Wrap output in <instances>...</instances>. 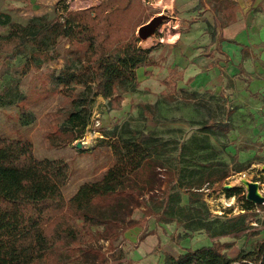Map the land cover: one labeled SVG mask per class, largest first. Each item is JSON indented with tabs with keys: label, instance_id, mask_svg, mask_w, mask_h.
Instances as JSON below:
<instances>
[{
	"label": "rangeland",
	"instance_id": "obj_1",
	"mask_svg": "<svg viewBox=\"0 0 264 264\" xmlns=\"http://www.w3.org/2000/svg\"><path fill=\"white\" fill-rule=\"evenodd\" d=\"M102 1L108 2L0 0V11L9 12L13 20L25 24L40 15L63 19L68 10L90 8ZM140 2V19L131 23L128 37H139L141 25L154 16H163L162 24L148 37L153 39L149 47L150 65L138 68L137 82L120 92V109L111 107L102 93L89 96L91 117L83 134L64 130L63 124L76 107L73 100L86 95V86H77L70 97L61 91L54 76L67 63L80 65L86 58L87 44H72L68 38H60L50 48L57 57L39 68L31 66L27 73L22 72V64L31 58L32 44L26 42L14 53L0 56V64L4 60L8 64L5 73L0 71V91L6 92L9 99L0 103V138L28 139L37 158L66 160L71 167L69 180L63 187L66 199L82 183L101 178L114 164L113 132L131 136L132 129L151 130L164 143L156 155L157 167H147L137 176L136 180L147 185L142 195L135 196L138 205L116 211L104 201L96 208L91 222H80L86 235L80 251L71 249L68 243L71 238L64 236L63 244L39 264H130L131 260L137 264H162L165 252L177 255L188 247L210 245L214 240L233 242L228 253L236 257L242 249L250 250L256 240L264 237V207L253 202L252 208L247 209L239 195H233L235 203L231 206L220 201L222 196L231 198L224 190L225 184H239L237 177L243 173L259 181L264 194V118L257 114L258 92L251 93L252 98L246 95L245 84L239 80L241 73L231 77L226 72L222 91L205 87L208 64L200 53L206 48V52L215 50L216 44L209 43L218 32L207 5L197 9L187 7L181 15L177 7L164 8L168 0ZM175 31L179 35L170 36ZM7 32V26L0 24V34ZM175 65L185 71L181 80L177 73L167 77L168 68ZM227 65L220 64V70L222 67L226 70ZM140 104H146L147 108ZM22 107L34 114L29 124L21 120ZM218 121L231 126L226 131L211 130L209 125ZM78 142L82 145L78 146ZM241 165L247 168L236 172ZM216 170L220 175L225 172L226 178L208 181V173ZM240 184L246 194V186ZM173 190L180 192V204L190 207L189 194L202 191L195 195L194 206L200 209L199 216L210 231L197 219L187 220L179 208L172 211L166 200ZM106 217L116 220L108 222ZM233 217H242L245 226L228 234L211 235L222 222Z\"/></svg>",
	"mask_w": 264,
	"mask_h": 264
},
{
	"label": "trees",
	"instance_id": "obj_2",
	"mask_svg": "<svg viewBox=\"0 0 264 264\" xmlns=\"http://www.w3.org/2000/svg\"><path fill=\"white\" fill-rule=\"evenodd\" d=\"M205 1L200 0L199 5H204ZM233 3L232 0H220L218 6L214 4L216 17L219 9H226ZM140 10V0H108L90 8L68 10L63 19L40 15L25 24L13 20L9 12L0 11V24L8 28L6 34H0V56L14 53L26 42L32 44V56L22 64V72L27 73L31 66L39 68L57 57L58 54L51 52L50 48L57 45L60 38L66 37L72 44H87L86 58L80 65L67 63L54 76L61 91L70 97L75 94L77 86H86V95L73 100L76 107L63 124L64 130L83 134L91 117L89 96L102 93L111 107L120 109V92L137 82L138 68L150 65L151 49L140 46L139 37H128L131 23L136 24L140 19ZM216 21L219 22V18ZM7 69L4 60L0 71L5 73ZM175 73L176 67L167 77ZM6 94L0 91V103L9 101ZM140 105L147 108L146 104ZM33 119L34 114L22 107L23 124H29ZM230 126L223 121L209 125L213 131H226ZM131 132V136L111 134L114 164L101 178L82 183L69 199L63 193L71 174L66 160L37 158L34 145L28 139L0 138V264H39L63 244L64 236L71 238L68 240L71 249L80 251V244L86 240L80 222H91L97 214L96 208L104 201L116 211L139 204L135 196L142 195L147 185L136 180L137 176L147 167H157L156 155L164 143L154 131L132 129ZM246 168L241 165L235 171ZM217 174V170L209 172L208 181L226 178L225 172ZM224 190L229 197L239 195L247 209L254 205L244 194L243 186H224ZM198 194L202 191L189 194L191 207L180 204L181 195L176 190L169 192L166 202L172 211L179 208L187 220L197 219L210 231L211 228L199 216L200 209L194 206ZM133 199L135 203H131ZM257 205L264 207V204ZM104 219L108 222L116 220ZM244 223L242 217L230 218L211 235L237 231L245 226ZM232 245L233 242L214 240L210 245L188 247L177 255L165 252L162 264H264V237L256 240L250 250L242 249L236 257L228 253ZM130 264L137 262L131 260Z\"/></svg>",
	"mask_w": 264,
	"mask_h": 264
},
{
	"label": "crops",
	"instance_id": "obj_3",
	"mask_svg": "<svg viewBox=\"0 0 264 264\" xmlns=\"http://www.w3.org/2000/svg\"><path fill=\"white\" fill-rule=\"evenodd\" d=\"M199 1L168 0L167 6L164 8L175 9L177 7L182 11L181 15H184L183 10L187 7L197 9L199 6L205 8L207 5L212 12L218 32L213 34L209 44H216L215 50L211 49L206 52V48L200 53V58L206 59V64H208L205 87L222 91L226 72L231 77L241 73L242 78L239 80L245 84L243 89L247 93L246 95L250 97L251 93L258 92V97L255 100L258 102L257 107L260 110L257 111V114L264 118V0H232L234 3L228 8L217 11V17L214 4L218 6L220 0H213V2L206 0L204 5H199ZM239 5L240 9H238ZM216 18H219L220 23L216 21ZM177 32L171 33L170 36L179 35ZM222 63L228 64L226 70H223L222 66L220 70ZM174 67L180 76L178 79H183L185 71L183 68L178 69L179 67L176 65L168 68V74Z\"/></svg>",
	"mask_w": 264,
	"mask_h": 264
},
{
	"label": "water",
	"instance_id": "obj_4",
	"mask_svg": "<svg viewBox=\"0 0 264 264\" xmlns=\"http://www.w3.org/2000/svg\"><path fill=\"white\" fill-rule=\"evenodd\" d=\"M163 16L157 15L154 16L149 22L144 23L138 29V36L141 39H146L156 32L158 27L162 24ZM78 146H81V142L77 143ZM241 183L246 186V197L248 200L257 203L264 204V194L260 191V182L246 177L241 178ZM241 184H225L226 188L237 186Z\"/></svg>",
	"mask_w": 264,
	"mask_h": 264
},
{
	"label": "bare ground",
	"instance_id": "obj_5",
	"mask_svg": "<svg viewBox=\"0 0 264 264\" xmlns=\"http://www.w3.org/2000/svg\"><path fill=\"white\" fill-rule=\"evenodd\" d=\"M152 41H153V39H151V38H148V39H144V40H142V46H144V47H147V46H150L151 45V43H152ZM91 138V137H90ZM242 177H246V178H250L251 177V175L249 174V173H243V176H239V177H237V182L240 184L241 183V178ZM240 181V182H239ZM260 191L262 192V189H260ZM220 201L221 202H223V204L225 205V206H231V205H233L234 203H235V198H234V196H231V198H227V197H225V196H222L221 198H220Z\"/></svg>",
	"mask_w": 264,
	"mask_h": 264
}]
</instances>
